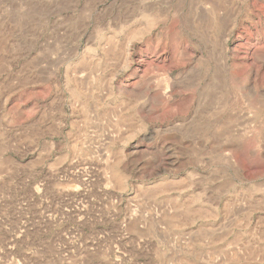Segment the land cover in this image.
<instances>
[{
  "label": "rangeland",
  "instance_id": "374dc122",
  "mask_svg": "<svg viewBox=\"0 0 264 264\" xmlns=\"http://www.w3.org/2000/svg\"><path fill=\"white\" fill-rule=\"evenodd\" d=\"M0 264H264V0H0Z\"/></svg>",
  "mask_w": 264,
  "mask_h": 264
}]
</instances>
